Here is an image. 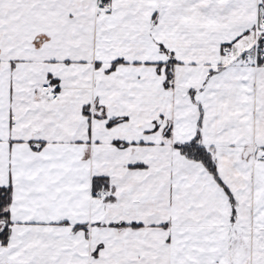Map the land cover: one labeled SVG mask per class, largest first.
Instances as JSON below:
<instances>
[{
	"label": "snow or ice",
	"instance_id": "1",
	"mask_svg": "<svg viewBox=\"0 0 264 264\" xmlns=\"http://www.w3.org/2000/svg\"><path fill=\"white\" fill-rule=\"evenodd\" d=\"M0 264H264V0H0Z\"/></svg>",
	"mask_w": 264,
	"mask_h": 264
}]
</instances>
